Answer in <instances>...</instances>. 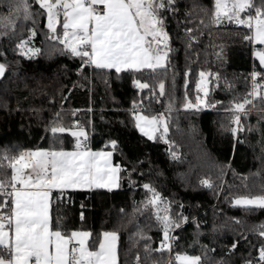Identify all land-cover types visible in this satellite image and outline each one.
I'll use <instances>...</instances> for the list:
<instances>
[{
    "label": "trees",
    "instance_id": "obj_1",
    "mask_svg": "<svg viewBox=\"0 0 264 264\" xmlns=\"http://www.w3.org/2000/svg\"><path fill=\"white\" fill-rule=\"evenodd\" d=\"M29 2L39 13L35 23L20 19L14 31L6 27L0 34V63L6 65L0 81V151L8 149L11 156L15 148L70 149L74 137L68 132L53 137L50 128L58 122L72 129L80 122L91 135L93 149L113 151L110 142L116 141L113 157L122 169L120 186L111 191L54 192L53 226L67 234L91 233L93 249L104 232H117L119 264H137V256L140 264H177V253L201 256L202 264H259L264 238L256 228L264 224V209L233 204L237 198L264 194V100L254 101L257 111L241 118L244 130L236 136L230 131L236 126L231 123L234 113L228 111L249 93L252 69L264 73L253 56L258 46L245 39L249 30L232 22L213 23L215 0H175V10L163 13L172 51L167 74L158 75L166 84L160 97L158 89L156 95L151 91L157 80L148 72L81 71L79 58L61 54L63 46L47 39V15L35 0ZM9 8L10 0H0V16H8ZM32 28L37 35L29 47L40 48L41 54L29 59L17 45L28 39ZM201 71L219 75V80L211 79L208 95L216 107L185 110L186 96L196 101ZM136 79L149 83L150 89H138ZM134 102L145 103L148 116L165 113V138H160L161 131L153 140L139 132ZM172 151L179 159L172 158ZM2 172L10 177L8 168ZM203 180L212 187H205ZM145 184L170 204L171 216L188 218L173 232L177 239L171 253L145 251L146 245L158 248L163 238L156 209L145 207L152 197ZM141 234L150 239H141ZM234 242L237 247L231 251Z\"/></svg>",
    "mask_w": 264,
    "mask_h": 264
},
{
    "label": "snow or ice",
    "instance_id": "obj_2",
    "mask_svg": "<svg viewBox=\"0 0 264 264\" xmlns=\"http://www.w3.org/2000/svg\"><path fill=\"white\" fill-rule=\"evenodd\" d=\"M35 4L47 15V39L63 46L58 49L61 54L79 58L81 71L84 67H92L114 70L117 74L148 72L157 80V87L151 89L153 95L158 89V95L165 96V80L158 79V75L161 72L167 74L172 49L163 13L175 10V0H35ZM38 14L32 11L29 0H10L9 15L0 16V34L6 27L14 31L20 19L34 24V16ZM224 20L246 27L251 34L245 39L264 45V0H260L259 6L256 0H215L212 22L219 24ZM58 26L62 31H58ZM36 35V29L32 28L28 39L21 40L17 45L20 55L32 59L41 54L40 48L29 47ZM256 59L264 68V49L256 52ZM5 71L6 65L0 63V77ZM199 75L198 93L207 77L213 74L201 71ZM250 78L251 91L243 102H234L228 109L234 113L231 123L236 126L230 129L233 136L244 130L241 114L248 115L246 106L257 99L264 100V83L258 82V78H264V73L253 70ZM215 79L219 80L218 74ZM134 84L140 90L150 89L149 83L139 79ZM208 95L206 90L203 98L198 94L195 103L186 96L185 110L215 107L208 102ZM137 108L134 102L136 128L150 140L156 139V133L162 128L160 138H165L168 118L164 114L140 115ZM58 118L59 113L56 121ZM50 132L53 137L70 133L76 139L75 150L37 149L20 151L14 156L9 155L8 149L0 151V175L3 176L0 179V264H119L117 232H104L93 249L88 244L91 233L74 230L67 234L59 225L54 227L50 217L53 191L63 196L69 189L103 188L111 191L120 186L122 169L112 163L116 141L110 142L113 151L94 152L88 149L85 143L87 133L78 124L69 129L54 122ZM171 155L173 159H179L175 151ZM4 168L10 170V177L3 174ZM201 183L212 187L208 180ZM144 188L152 194L145 207L156 209L155 217L163 233L159 247L152 249L146 245L145 251L171 253L177 239L172 233L187 223L188 218L171 216L170 204L150 185L145 184ZM233 206L246 210L264 209V194L237 198ZM235 222L240 223L239 220ZM256 230L264 238V224L258 225ZM140 238L150 239L142 234ZM237 243L232 244L231 251L236 249ZM258 260L259 264H264V245L259 249ZM175 261L177 264H202V257L177 253ZM137 264H140L139 256ZM169 264H172L171 260ZM246 264L252 262L249 260Z\"/></svg>",
    "mask_w": 264,
    "mask_h": 264
},
{
    "label": "crops",
    "instance_id": "obj_3",
    "mask_svg": "<svg viewBox=\"0 0 264 264\" xmlns=\"http://www.w3.org/2000/svg\"><path fill=\"white\" fill-rule=\"evenodd\" d=\"M254 44H256V43H254ZM257 46H259V47H257L255 50H254V52H253V56H254V58L256 59V52H258V51H260V49H261V47L263 46V45H259V44H257ZM257 61H258V59H256ZM259 62V61H258ZM210 81H209V85H208V87H210L209 88V91H208V93H210L211 92V89H212V87H211V79H214L215 78V75H210ZM200 75H199V80H198V82H197V85L198 84H200ZM196 90H197V86H196ZM198 93V92H197ZM209 101V100H208ZM209 102H211V101H209ZM211 103H214L215 104V107H216V102H211ZM137 114H140V115H146L144 112H140V113H137ZM148 116V115H147ZM156 116V115H155ZM149 117H152V116H149ZM73 130H78V129H73ZM139 130V129H138ZM161 132H162V128H161V130H160ZM160 131H158V132H160ZM140 132V131H139ZM158 132L156 133V135L158 134ZM141 133V132H140ZM142 134V133H141ZM143 135V134H142ZM145 136V135H144ZM145 137H147V136H145ZM148 138V137H147ZM74 140H75V142H74V147H72V148H70V149H62V150H65V151H74L75 150V143H76V139L74 138ZM153 140V139H152ZM90 151H94V152H96V151H101V150H95V149H93L92 147L91 148H88ZM32 150H37V149H23V148H19V149H16L15 151H14V155H18L19 154V152L20 151H32ZM40 150H50V149H40ZM103 151H105V150H103ZM106 151H111V150H106ZM113 158V165H119L118 163H115V161H114V157H112ZM120 166V165H119ZM121 167V166H120ZM119 175H120V173H119ZM92 189H94V188H92ZM114 189V188H113ZM79 190H91V189H88V188H83V189H69V190H65V191H79ZM54 192H56V191H53V193H52V196H51V204H50V217H51V210H52V199H53V195H54ZM75 231H77V230H75Z\"/></svg>",
    "mask_w": 264,
    "mask_h": 264
},
{
    "label": "built area",
    "instance_id": "obj_4",
    "mask_svg": "<svg viewBox=\"0 0 264 264\" xmlns=\"http://www.w3.org/2000/svg\"><path fill=\"white\" fill-rule=\"evenodd\" d=\"M253 70H256V69H252V71H251V73L253 72ZM256 71H258V70H256ZM250 73V74H251ZM258 82H260V83H264V78H258ZM251 91V83H250V90H249V92ZM148 98H149V96H148ZM159 101V100H158ZM209 102V101H208ZM210 104H214V103H211V102H209ZM215 105V104H214ZM137 106H138V108H137V113H140V112H144L145 111V109H146V105H145V103H143V102H140L139 104H137ZM212 109H214V107H207V108H201V110L200 111H198V112H202V111H205V110H212ZM246 110H247V112L248 113H250V112H254V111H257L256 110V107H255V105H254V102H253V104H249V107H246ZM132 113H133V109H132ZM160 114H164V116H165V113L163 112V111H160V112H158L157 114H156V116H159ZM244 115H242L241 114V118L243 117ZM76 124H78V125H80L81 127H83V129H84V125L82 124V123H80V122H76L75 123V125ZM87 136H88V139H87V141L85 142L86 143V145H87V147L88 148H91L92 147V145H91V135H89V134H87ZM66 192V191H65ZM64 192V193H65ZM59 196H61L60 195V193H59ZM80 206H82V205H80ZM172 235L173 236H175L173 233H172ZM163 239V238H162ZM161 239V240H162ZM161 240H160V242H161ZM160 242H159V245H160Z\"/></svg>",
    "mask_w": 264,
    "mask_h": 264
},
{
    "label": "rangeland",
    "instance_id": "obj_5",
    "mask_svg": "<svg viewBox=\"0 0 264 264\" xmlns=\"http://www.w3.org/2000/svg\"><path fill=\"white\" fill-rule=\"evenodd\" d=\"M224 23H228V21L227 20H224L223 21ZM233 24H236V23H234V22H232ZM237 25V24H236ZM256 46H257V44H255ZM259 47V46H258ZM262 49H264V45L261 47V49L260 50H262ZM205 73H207V72H205ZM210 76H208L207 77V79H206V81H205V83L203 84V85H201V87H202V90L199 92V93H197V95L199 94L202 98H203V91H209V88L210 87H208V85H209V81H210V78H209ZM200 84H201V81H200ZM198 92V91H197ZM207 100H208V97H207ZM246 107H249L248 105L246 106ZM85 130V129H84ZM86 131V130H85ZM87 133V132H86ZM88 134V133H87ZM16 149H19V148H15V149H13L12 150V153H11V156H14V151L16 150ZM101 151H103V150H101ZM106 151V150H105ZM112 163H114L113 162V158H112ZM162 208V207H161ZM161 215H163V212H161ZM88 244H89V242H88Z\"/></svg>",
    "mask_w": 264,
    "mask_h": 264
},
{
    "label": "water",
    "instance_id": "obj_6",
    "mask_svg": "<svg viewBox=\"0 0 264 264\" xmlns=\"http://www.w3.org/2000/svg\"><path fill=\"white\" fill-rule=\"evenodd\" d=\"M2 78H3V77H0V81H1Z\"/></svg>",
    "mask_w": 264,
    "mask_h": 264
}]
</instances>
